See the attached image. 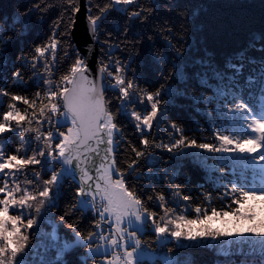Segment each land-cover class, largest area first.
<instances>
[{"label":"snow or ice","instance_id":"obj_1","mask_svg":"<svg viewBox=\"0 0 264 264\" xmlns=\"http://www.w3.org/2000/svg\"><path fill=\"white\" fill-rule=\"evenodd\" d=\"M206 7L245 5L0 0V264H34L38 247L40 264H182L190 247L264 264V167L259 188L211 169L220 209L211 191L190 207L181 186L194 159L264 166V0L258 20ZM81 16L86 50L73 46ZM185 103L211 141L171 115ZM47 219L63 229L52 247L38 239Z\"/></svg>","mask_w":264,"mask_h":264},{"label":"trees","instance_id":"obj_2","mask_svg":"<svg viewBox=\"0 0 264 264\" xmlns=\"http://www.w3.org/2000/svg\"><path fill=\"white\" fill-rule=\"evenodd\" d=\"M198 2L208 4H217V5H239L243 4L245 7L243 8H219V9H202V14H210V13H219L223 15H231V14H241L247 15L258 20L260 11H261V0H198ZM4 3H15L17 4L21 10H23L24 6L27 5L28 0H4ZM55 19V16L53 17ZM250 29L253 31L258 29L257 23H251L248 25ZM73 46L76 47L74 39ZM114 58L117 55H120L119 52L113 54ZM254 103H258L255 99ZM171 115L186 124V127L189 130V135H195L198 140H208L211 141L213 139L210 133V124L207 121V118L195 111V106L185 103L184 107H175L171 110ZM231 129L230 126H228ZM162 128V126H161ZM158 135H163L162 131L157 133ZM14 146V145H13ZM217 165H227V170L230 173L229 178H239L241 180L246 179L248 181V186H255L259 188L260 179L258 175V170L260 167H264L262 165H251L250 162L245 161L243 159H229L225 161L223 159H194L191 162H186L183 165L181 180L182 187L186 188V194H189L191 197L190 207H194L195 204L201 203V193H206L211 191L212 201L211 205L216 207L217 209L221 208V203L217 199V192L215 191L216 185L210 181V177L208 173H210L211 169L215 168ZM23 180V178H21ZM220 191H223L221 189ZM64 195L67 198H71L72 191L70 189L65 188ZM228 203L227 201L224 202ZM206 206V204L202 205ZM61 207H63V202L61 203ZM258 217H264V211H256ZM57 229V234L60 236L63 234V229L57 223L55 219H51ZM145 240H149V237H145ZM152 247H155L153 244ZM79 253H83V250H78ZM242 259H252V257H240L234 256L225 258L223 256L217 255L216 251L211 248H196L190 247L185 250L181 255L182 264H217V261L223 262V264H240ZM69 260L72 261V264H96L97 259L88 258L86 254H73L69 257Z\"/></svg>","mask_w":264,"mask_h":264},{"label":"rangeland","instance_id":"obj_3","mask_svg":"<svg viewBox=\"0 0 264 264\" xmlns=\"http://www.w3.org/2000/svg\"><path fill=\"white\" fill-rule=\"evenodd\" d=\"M21 178H23V176H21ZM260 210L264 211V205H262L259 201H257V202H255V211H260ZM212 227L213 228L221 227L220 221L216 220V221L212 222ZM55 236H59L57 234L56 226L51 221V219L45 220L43 222V224L41 225L40 237L38 239L42 240L43 244L46 247H52V246L57 244V240L54 239ZM232 239L233 238H224L226 247L232 243ZM165 251H167V249H165ZM101 253L103 254V249H101ZM107 255L110 258L113 257V253L111 251H109L107 253ZM41 256H44L45 260L50 258L49 254L45 253L44 247H38L37 252H36V256H35L34 264H40V257ZM92 259H97L96 264H98V262H100L102 260V255L97 256V257L92 258Z\"/></svg>","mask_w":264,"mask_h":264},{"label":"water","instance_id":"obj_4","mask_svg":"<svg viewBox=\"0 0 264 264\" xmlns=\"http://www.w3.org/2000/svg\"><path fill=\"white\" fill-rule=\"evenodd\" d=\"M86 26H87V21L83 16H81L80 19H78L76 22L73 39L76 47H80L82 50H86L88 46L87 42L89 40V37L86 31Z\"/></svg>","mask_w":264,"mask_h":264}]
</instances>
